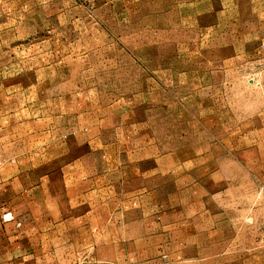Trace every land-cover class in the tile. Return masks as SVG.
Returning <instances> with one entry per match:
<instances>
[{
	"label": "rangeland",
	"instance_id": "obj_1",
	"mask_svg": "<svg viewBox=\"0 0 264 264\" xmlns=\"http://www.w3.org/2000/svg\"><path fill=\"white\" fill-rule=\"evenodd\" d=\"M248 1L0 0V222L75 226L108 264H264V88L228 54L263 48Z\"/></svg>",
	"mask_w": 264,
	"mask_h": 264
},
{
	"label": "crops",
	"instance_id": "obj_2",
	"mask_svg": "<svg viewBox=\"0 0 264 264\" xmlns=\"http://www.w3.org/2000/svg\"><path fill=\"white\" fill-rule=\"evenodd\" d=\"M240 1V2H239ZM244 2V3H243ZM243 3V5H242ZM248 0H235L232 8L228 4L227 12L229 14L238 15L240 14L238 8H245L248 6ZM236 7V8H235ZM259 35L258 38L264 39V0L259 1ZM231 8V10H230ZM244 14V13H243ZM228 30L231 32H237V34L232 35L233 38L239 37L243 39L247 37L249 32L246 31V26L251 25V23L245 18H236L234 21H228ZM233 27V31L232 28ZM228 54L233 56L235 61V56L238 55H249L251 56L246 61L251 65H259V86L264 88V51L261 47H244V46H233L232 49L228 51ZM232 60V59H231ZM256 72V71H255ZM251 71V75L257 76V73ZM250 74V73H249ZM257 79L250 78L241 85H256ZM249 83V84H248ZM259 112L260 118L264 119V90H261V99L259 102ZM22 178H0V204H4L3 199L5 196L11 197L13 188L18 189L21 186ZM76 178H71L70 181L75 182ZM3 202V203H2ZM0 210H4L0 209ZM5 214V212L3 213ZM74 227V228H73ZM83 231L84 228L77 229ZM68 239L67 245L60 242V225L57 224H41V223H31L24 224L21 227L15 226L12 223H2L0 222V264H58L60 262L68 264H108L107 246H99V253L93 255H78L72 253L71 248H75L76 245V228L75 226H70L67 228ZM73 232V233H71ZM71 242V246L68 244ZM62 244V245H61ZM82 246L81 244H79ZM60 246L68 247L67 254L61 256ZM101 247V248H100ZM64 253L66 251H63Z\"/></svg>",
	"mask_w": 264,
	"mask_h": 264
},
{
	"label": "built area",
	"instance_id": "obj_3",
	"mask_svg": "<svg viewBox=\"0 0 264 264\" xmlns=\"http://www.w3.org/2000/svg\"><path fill=\"white\" fill-rule=\"evenodd\" d=\"M263 51H264V45H263Z\"/></svg>",
	"mask_w": 264,
	"mask_h": 264
}]
</instances>
